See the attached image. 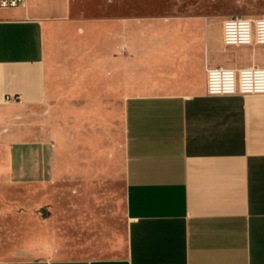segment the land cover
<instances>
[{"label":"rangeland","instance_id":"1","mask_svg":"<svg viewBox=\"0 0 264 264\" xmlns=\"http://www.w3.org/2000/svg\"><path fill=\"white\" fill-rule=\"evenodd\" d=\"M72 6V23L47 42L45 112L17 127L19 140L31 144L14 153L15 172L22 166L30 176L0 179V260L24 258L19 252L122 257L125 100L193 94L208 68L236 70L245 48L224 46L223 22L264 15V0H72Z\"/></svg>","mask_w":264,"mask_h":264},{"label":"crops","instance_id":"2","mask_svg":"<svg viewBox=\"0 0 264 264\" xmlns=\"http://www.w3.org/2000/svg\"><path fill=\"white\" fill-rule=\"evenodd\" d=\"M72 14V0L0 7V179L30 176L22 166L15 172L14 153L31 144L19 140L17 127L45 112L47 42ZM228 48H245L236 70L264 69V45ZM207 70L199 92L124 102L122 257L27 254L0 264H264V95H208ZM11 95L23 103L6 104Z\"/></svg>","mask_w":264,"mask_h":264},{"label":"built area","instance_id":"3","mask_svg":"<svg viewBox=\"0 0 264 264\" xmlns=\"http://www.w3.org/2000/svg\"><path fill=\"white\" fill-rule=\"evenodd\" d=\"M26 0H0V7L14 8ZM222 39L226 47L264 45V15L251 19L231 16L223 22ZM207 93L211 96L264 95V69L249 66L242 69L213 67L207 70ZM6 104L20 105V96H7Z\"/></svg>","mask_w":264,"mask_h":264},{"label":"water","instance_id":"4","mask_svg":"<svg viewBox=\"0 0 264 264\" xmlns=\"http://www.w3.org/2000/svg\"><path fill=\"white\" fill-rule=\"evenodd\" d=\"M20 255H27L26 253H24V252H21V253H19Z\"/></svg>","mask_w":264,"mask_h":264}]
</instances>
